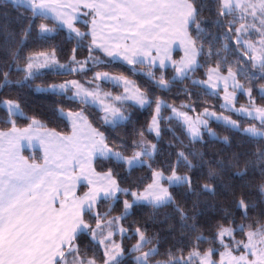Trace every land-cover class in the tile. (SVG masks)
Returning a JSON list of instances; mask_svg holds the SVG:
<instances>
[{
  "label": "trees",
  "instance_id": "16d2710c",
  "mask_svg": "<svg viewBox=\"0 0 264 264\" xmlns=\"http://www.w3.org/2000/svg\"><path fill=\"white\" fill-rule=\"evenodd\" d=\"M193 3L198 15L196 23L188 26V31L198 49L200 64L189 76L181 78L176 73L181 53L178 50L175 51L171 64L166 67L149 63H125L94 48L50 18L45 19L39 14L33 17L27 5L18 6L11 0H0V133L13 126L29 127L36 119L39 126L42 125L41 128L64 135L71 134L72 127L68 119L60 113V109H71L85 111L92 124L104 133L107 145L124 155H132L139 149L133 145L142 137L141 132L143 136L156 141V151L148 158L147 164L129 169L114 157H97L94 161L97 172H111L119 187L129 190L127 195L118 193L116 199L99 200L91 214H84L85 221L92 228L96 227V214L100 215L104 236H107L106 221L123 217L116 221L122 223L127 234L117 232L118 222L110 228L116 231L117 240L124 238L125 256L121 258L122 264H136V253L130 251V246L139 240L137 228L152 240L143 250L158 248L159 254L151 258V264H156L157 261L168 260L169 252L187 259L189 253L197 248L201 254L209 248L215 249L213 254L217 259L226 249L219 240L212 242L221 226L235 229V240L244 241L247 238L245 233L250 230L249 226L255 230L264 225V193L261 192L264 187V164L257 163L258 154L264 152V138H252L241 130L213 123L219 133L218 137L205 133L202 139L193 140L179 120L168 116L170 108L167 106L160 121V137L157 139L148 131L155 102L159 98L180 106L190 105L198 111L207 106L221 109L218 97L193 81L195 76L205 77L213 66L223 71L236 70L242 83L251 88L258 98L264 99L259 94V87L264 85V71L253 63L244 43L236 40V29L244 19L239 17L237 11H226L221 15V0H193ZM252 23L256 27H262L258 18H253V22H249L247 26L249 31L243 30L242 33L246 40L260 37L257 28H250ZM41 24L53 31L41 33ZM197 24L201 29L199 34ZM75 26L86 34V40H90L88 23L77 22ZM13 53L16 54L15 59ZM40 54H49L48 59L53 66L40 70L34 68V74L25 79L28 57H33V63H36V57ZM90 56L92 59H89ZM38 60L37 58V65ZM59 65L68 67L62 69ZM69 68L83 70L69 71ZM103 72L133 80L152 103L141 107L132 102H118L127 119L111 125L104 123L103 111L97 106L80 103L79 100H73L68 92L52 89L53 85L77 79L89 88H97L99 85L104 91L122 93L121 85L94 79L96 73ZM5 73L8 74L7 82L4 80ZM161 76L171 82L170 87L161 88L157 84ZM6 99L19 102L23 114L9 116L3 105ZM181 152L191 161V168L179 158L178 154ZM23 153L29 161L44 162V154L39 149H25ZM173 170L190 176L191 190L186 184L172 186L173 203L160 207H153L150 203H137L125 214L124 201L132 199L131 192L145 189L152 182L154 171L171 174ZM238 172H244V175H237ZM204 185H210L213 192L204 191ZM84 190L83 187L80 191ZM241 199L249 205L246 212L237 207ZM177 209L186 214L189 227H181L185 221L181 220ZM241 225L244 226V232L240 231ZM197 236L205 237V242L197 245ZM224 239L229 248L237 249L231 238ZM75 244L80 248L82 257L94 258L96 264H103L104 248L92 241L89 234H79ZM194 264H199V261H194Z\"/></svg>",
  "mask_w": 264,
  "mask_h": 264
},
{
  "label": "snow or ice",
  "instance_id": "6c2138e0",
  "mask_svg": "<svg viewBox=\"0 0 264 264\" xmlns=\"http://www.w3.org/2000/svg\"><path fill=\"white\" fill-rule=\"evenodd\" d=\"M12 3L18 6L27 5L33 17L39 14L46 19L49 12H55L51 0H12ZM93 7L96 8L98 15H101L99 10L105 7H112L113 11L116 9L121 10L120 14L132 39V47L125 46L124 59L128 63H144V60L140 58L141 55H148L146 49L156 46L150 41L165 39L163 34H167L171 30L180 33L185 38L188 47L186 51L187 59L182 62L181 67L176 68L177 75L184 78L189 73L195 71L198 66L195 41L188 36L187 32L188 26L196 23L198 15V10L194 6L193 0H124L123 3H115L114 0H109L108 5L100 3L93 5ZM234 7H240L237 0H221L220 14L224 15L226 11L231 12ZM252 7L255 8V5H252ZM259 10L261 15L264 16V0H259ZM252 15H256L255 11L252 12ZM54 18L67 25L78 37L86 35L78 29L73 28L70 19H63L59 15ZM92 23L95 28V19ZM261 24H264V19L261 20ZM243 28L244 25H241L240 28L236 29V32L239 33ZM51 31L53 29L48 28L46 25H40L41 33ZM200 31V26L197 24L198 34ZM92 35L94 37L93 43H95V30H93ZM105 51L108 55H113L112 51L108 49H105ZM12 55L15 59L16 54L13 53ZM132 57L135 59H132ZM89 59H92V57L90 56ZM28 60L29 62L25 69L27 73L25 79L34 74L32 71L34 67L48 66L47 61H45L44 65H34L33 57L31 56L28 57ZM161 64L163 66V62ZM59 67L66 68L68 66L59 65ZM259 68L264 71V56L259 60ZM82 70V68H69V71ZM149 75L152 74L149 73ZM229 76H234L231 70H229ZM94 79H111L119 82L121 78L109 77L107 73H96ZM208 79L211 81V75H209ZM4 80L5 82L8 81L7 73L4 74ZM123 82L125 85L128 84L127 80ZM170 83L163 76L157 81V84L161 88L170 87ZM194 83L197 82L194 81ZM199 83H207V81ZM70 86L76 89L72 95L73 100H79L83 104H88L90 100L92 103H100L102 111L105 113L103 117L105 124L115 125L118 121L127 119L119 107L112 104H104L99 99V85H97L96 90L90 91L80 86L77 81H70L58 86L53 85L52 89L55 91L58 88L61 92L67 93ZM210 86L215 87V85ZM233 87L237 90H244V86L238 82H234ZM247 91L250 97L251 89ZM125 92H128L127 87H125ZM105 96L110 97V94L106 93ZM114 99L117 101L133 99L142 107L152 103L147 95L140 92L139 89L132 96H117ZM225 99L227 101L228 97L226 96ZM4 103L6 104L9 116L19 111L18 104L12 101ZM155 103L156 115L153 116L148 131H154L156 136L159 137L158 117L161 107L165 105L159 99ZM172 111L177 116H183L193 139L199 137L198 125L207 126V120L197 118L193 122L186 113H178L175 108ZM237 111L246 112L248 116H252L253 119H258L260 122L259 127L253 124L243 129V131L252 138H264V106L255 107L253 105L252 110L241 108ZM60 113L63 114L64 110L60 109ZM20 114L22 115L23 113L21 112ZM205 115L214 116L215 114L209 113L205 109ZM67 116L69 118H76L73 120V134L69 137L60 138L61 147L59 148V154L55 155L52 159L49 158L46 151L43 164L29 163L19 155V149L16 147V141L23 138V134L29 133L33 125H38L37 121L33 120L32 125L24 129L21 136L15 138L11 136V133H0V139L6 136L9 137V147L7 149L0 143V264H96L94 258L86 259L81 256V250L75 244V240L79 234H89L92 241L104 246L103 264H122L121 256L123 255V249L111 240L114 234L112 231H109L107 236H104L100 215L96 214L95 228H92L83 218L84 214L92 213L93 206L98 200L116 199L118 198L117 193L129 194L128 189L120 188L117 182L111 178V172L105 174L108 177L107 187H93L89 193L85 194L84 198H80L78 201L73 200L70 206L61 202L58 211L52 207V200L55 197L53 196L49 199V192L56 181L58 171H67L69 160L80 165L82 172L85 165H87L88 170L93 174L94 169H91V161L97 156L106 159L114 157L117 161L127 164L129 169H131L137 164H143L145 162L144 157L151 158L156 150V145L151 144L150 146H146L143 142L134 143L133 146L140 150L134 152L131 157H127L121 152L109 148L104 133L91 128L90 125H88L89 135L86 137L88 142L81 143L78 135L79 127L77 121L86 124V118L82 113L68 112ZM216 118L221 119V117ZM223 119L232 127H239L235 121L229 120L227 117H223ZM16 131L15 126H13V132ZM140 135L143 136V132ZM178 155L180 159L186 162L189 168L192 167L191 161L188 160V157L183 152ZM257 163L264 164V152L258 154ZM237 175L242 176L244 172H238ZM160 179H166L170 186L186 184L189 190H191V180L189 177L177 175L175 170L168 177H164L162 173L154 171L153 183L148 185L145 192L139 194L131 192L130 194L134 198L133 201L131 203L128 200L124 201L125 214L132 208L133 203L142 200L152 204L153 207L173 203L172 194L168 191V188L160 186ZM88 183L92 184L93 182L88 180ZM65 190L67 192V186H65ZM204 191L213 192V188L210 185H204ZM261 192L264 193V187L261 188ZM237 207L245 209L246 212L249 205L241 199ZM177 210L180 212L181 220L185 221L181 227H189L186 223L188 219L186 214L182 210ZM122 218L117 217L113 220H107L106 226L111 228L114 226L116 220ZM191 227L192 230H195L194 226ZM249 228L250 230L245 233L247 236L246 243L242 240H235V229L223 226L218 229L212 242L219 240V243L228 249L229 245L225 243L224 238L229 237L235 243L237 249L242 245L245 250L252 251V255L256 256L257 252L253 251V249L256 248L257 241L259 244L264 245V225L255 230H252L251 226ZM119 231L123 234L126 232V229L120 228ZM240 231L244 232L243 225L240 226ZM136 233L139 236V240L133 245L131 250L134 253H139V255L135 256V262L136 264H151V258L159 254L158 248L150 247L148 251H143V248L150 245L152 240L140 228L136 229ZM205 240L206 238L203 236L196 237L197 245L205 242ZM214 251L215 249L209 248L201 254L197 248L189 253L187 259H184L182 256L176 257L173 253L169 252L168 260L163 262L157 261L156 264H194V260H198L199 264H216L215 261L211 260ZM227 254L231 255V252L229 251ZM224 255L225 253H221L222 258ZM68 257H71L70 261ZM233 259L237 260V264H241V262L242 264H264V248L259 250V256L256 260L248 261L245 256L233 257ZM220 264H223V259Z\"/></svg>",
  "mask_w": 264,
  "mask_h": 264
},
{
  "label": "rangeland",
  "instance_id": "374dc122",
  "mask_svg": "<svg viewBox=\"0 0 264 264\" xmlns=\"http://www.w3.org/2000/svg\"><path fill=\"white\" fill-rule=\"evenodd\" d=\"M237 2L240 4V7H234L232 11H237L239 17L244 19V22H242V24H241V25H244V28L239 33H237L236 40L237 41H241V42L244 43V45H245V47L247 49L248 56L252 57V61H253L254 64L259 65L260 58L262 56H264L263 55L264 54V24H261V20L264 19V16L261 15V12L259 10V0H237ZM252 5H255V8H253ZM253 11H255V13H256L255 16L252 15ZM94 15H95L94 11L93 12H88L87 15L84 17L85 20L80 21V22H84V23L88 22L89 23L90 20H91V17L92 16L94 17ZM255 17L258 18V22H260V24L262 25V27H261L262 31H260V29H261L260 27H256L253 23H252V25L250 24V28H257L259 30V32H260V37H258V39H256V40H246L244 38L243 34H242L243 30H248L249 31V28H247V26H249V22H253V18H255ZM241 25L239 26V28L241 27ZM75 29H78V28H75ZM248 31H246V32H248ZM71 32L76 34L74 31H71ZM80 37L83 38L85 40V42H88L94 48H97V46L92 44V42L90 40H86L84 38V36H80ZM179 50L181 51L180 58H179V60H181V61H179L180 63L177 62V64H178L177 68L181 67L182 66V62L187 59L186 51L188 50V47H187V43H186V40H185L184 37H183V50H181V49H179ZM49 57H50L49 54H43V55L40 54L38 57H36V63H34V65L35 64L37 65V58H38L39 59L38 60L39 61L38 65H44L45 61H47L48 66H41V67H34V68H36L37 70H40V69H42L44 67L53 66V63H51L50 60L48 59ZM142 58H150V57L146 56V57H142ZM42 59H44V60H42ZM196 61H197V65H199L200 64V58H199L198 49H197V54H196ZM62 69H64V68H62ZM229 70H231V72L234 74V76H229ZM229 70L223 71L219 67L213 66V67L209 68V70H208V72H207L205 77H203V76H195L193 78V81L197 82V84H200L202 87H204L210 94H213L214 96L218 97L219 105H220L221 109H218V108H215V107H211V106H207L203 110L198 111V110L193 109L190 105H187V107L180 106V105L168 102L167 100H165L163 98H159V100L162 101L163 104L165 105V106L161 107V111H160V114H159V117H158L160 135H161V123H160V121H161V118H162V115H163V110H164V108L166 106L170 108L168 116L179 120L185 126V128H186L189 136L191 137V139H193V137L190 135V133L188 131V125L185 122L183 116H177L175 113H173L172 109L175 108L178 113H186L187 116L190 117L193 122H195L197 120V118H199L200 120H207V126L206 127L204 125H202V124L198 125V127H199V137L196 138V139H193V140L202 139L204 137L205 133L208 134L211 137H218L219 133L215 129V127L213 126V123H222V124H225L227 126L232 127L229 123H226L224 121L223 117H227V118H229V120L235 121L236 124L239 127H232V128L241 130L242 132H244L243 129L248 128L249 126H251L253 124H255L257 127H259L260 122H259L258 119H253V117L252 116H248L246 112H239L237 110L241 109V108L252 110L253 105L255 107L264 106V99L258 98V95L256 93H254L251 88L247 87L246 85H244L242 83V81L240 80L236 70H234V69H229ZM103 73H107V72H103ZM107 74H108L109 77H119L121 79H120L119 82H117L115 80H111V79H108V80L100 79V80L111 81V82H113L115 84L121 85V87L123 88V91L120 94H115L112 91H104L101 88H99V99L102 100L104 102V104H112V105H114L116 107H119L120 109H121V107L119 106L118 102H132L134 104H137L135 102V100H133V99H123V100H120V101H117V100L114 99L117 96H122V97L123 96H132L133 94L136 93L137 89H139L140 92H143L133 82V80H131V79L127 78V77L119 76V75H114V74H110V73H107ZM189 75H190V73L188 74V76ZM209 75H211V77H212L211 81H209V79H208ZM124 80L128 81L127 85L124 84V82H123ZM70 81H77L80 86H82L83 88L88 89L90 91H93V90L97 89V88H89V87L85 86L83 83H81L80 81H78L77 79H72V80H69L67 82H70ZM203 81H207V83H199V82H203ZM234 82H238L239 84L243 85L244 86V90L234 89V87H233ZM65 83H63V84H65ZM210 85H215V87H211ZM125 87L128 88V92H125ZM248 89H251V96L250 97L248 95V91H247ZM75 90L76 89L74 87L70 86L68 94L72 96L73 92ZM56 91H60V90L57 88ZM106 93L110 94V97L105 96ZM259 94L262 95V97H264V85L259 87ZM226 96L228 97L227 101L225 99ZM7 101H12V102H14V103L19 105V111L18 112H14L13 114H20L22 112V109H21V106H20L19 102H17L14 99H6L4 102H7ZM4 102H3V105L6 107V104ZM89 103L97 106L99 109L102 110L101 105H100L99 102L92 103L91 100H90ZM137 105H139V104H137ZM146 106L147 105H145L143 107H146ZM155 109H156V106H155ZM205 109H207L209 113H214L215 115L214 116L205 115ZM63 110H64L63 115L68 119V121H69V123H70V125L72 127V133L71 134H73V120L76 119V118L75 117L69 118L67 116L68 112L82 113V115L86 118V124H83L80 121H77V124H78V127H79L78 134H89L88 125H90L91 128H94L97 131H99L92 124V122L89 119L88 114L85 111H83V110H71V109H63ZM121 112L123 113L122 109H121ZM104 115H105V113L103 112V117H104ZM154 115H156V111L155 110H154L153 116ZM253 115H255V113H253ZM216 117H221V119H217ZM152 119H153V117H152ZM152 119L150 121V124L152 123ZM34 120L39 123L38 120H36V119H34ZM124 121H126V119L125 120H120L116 124L122 123ZM150 124H149V126H150ZM151 133L157 139L160 137V135H159V137H157L156 133L154 131L151 132ZM140 142H143L146 146H150L151 144H155L156 145V141H152L151 139H149V137H147L145 135L142 136L138 140V143H140ZM139 150L140 149H137V151H139ZM114 151H118V150H114ZM154 153H153V155H154ZM44 155H45V153H44ZM132 155H129V156L125 155V156L131 157ZM143 159L145 161L143 164L149 163V159L147 157H144ZM143 164H137L135 166L143 165ZM126 166L128 167L127 164H126ZM155 172L162 173L164 177H168V176L172 175V173L171 174H166L163 171H155ZM176 174L180 175V176H187V177L190 178V176L188 174H180V173H177V172H176ZM92 178L89 177L88 180H91L93 183H96L97 180H92ZM152 183H153V180H152V182L150 184H152ZM159 184H160L161 187L168 188V191L171 194H172L171 187L172 186H176V185H171L170 186L166 179H160L159 180ZM147 187L145 189H147ZM145 189H143L141 191H138L137 193L138 194L139 193H143V192H145ZM117 196H118V193H117ZM172 196H173V194H172ZM133 199L134 198L132 197V199H130L128 201L131 203L133 201ZM137 203H148V202L142 200V201H139ZM137 203H133V204H137ZM116 222H118V224H117V226H118L117 232L121 233L119 231V229L120 228L125 229V227L122 225V223L120 221H116ZM101 226H103V225L101 224ZM109 231H112V230H110V228L108 227L107 228V234H108ZM112 232L114 234L112 235L111 240L114 241L116 245H119L121 249H123V255L121 256V258H123L125 256V252H124V248H123V241H124L123 239L124 238L122 237L120 240H117L116 237H115V232L116 231H112ZM124 234H127V231L124 232L123 235ZM244 242L245 243L247 242V238L244 240ZM135 244H132L130 246V251L132 250L133 245H135ZM103 248H104V246H103ZM261 248H264V245L259 244L258 241H257L256 248L253 249V251L257 252L256 256L252 255V251L245 250L243 248V246L241 245L239 247V249L233 250L231 248H228V249L223 250L221 252V253H225L223 258L221 257V253H220L219 258H217V259L214 257V254H212L211 260L215 261L216 264H220L222 259H223V264H237V260L233 259V257H237L238 258L240 256H245L248 261H253V260H256L258 258L259 250ZM148 249L147 250H143V251H148ZM229 251L231 252V255L227 254ZM136 255H139V253H136ZM135 256H134V258H135ZM194 261H198V260H194ZM241 264H242V262H241Z\"/></svg>",
  "mask_w": 264,
  "mask_h": 264
},
{
  "label": "crops",
  "instance_id": "0c3cea01",
  "mask_svg": "<svg viewBox=\"0 0 264 264\" xmlns=\"http://www.w3.org/2000/svg\"><path fill=\"white\" fill-rule=\"evenodd\" d=\"M114 2L123 3L124 0H114ZM51 3L52 7L55 9V12H49L47 17L70 31L72 30L69 29L67 25L63 24L60 20L55 19L54 17L59 15L63 19H70L73 28H76L75 25L77 22L85 20L84 17L87 15V13L94 11V17L92 16L90 22H87L89 24L88 34L90 35V41L92 44L97 46L99 50L105 53H107L105 49L112 51L113 55L110 56L114 59L128 63V61L124 59L125 46L131 48L132 39L130 37V32L125 27L123 17L120 14L121 10L116 9L113 11L112 7H105L99 10L101 15H98L96 8L93 7V5H98L100 3L108 5L109 0H51ZM94 19L96 21L95 28L92 23ZM93 30H95V43H93ZM187 32L188 36H190L188 29ZM163 35L165 36V39L163 40L156 39L155 41H150L156 46L146 49L148 52V55L146 56L150 58H142L146 56L141 55L140 58L144 60V63L166 67L173 60L175 51H180L179 49L183 50V36L180 33L170 30L169 33ZM132 59L135 58L132 57ZM161 62H163V66ZM15 128L17 130L16 132H13L12 128L2 131L1 133H11V136L15 138L21 136L23 134V130L29 127ZM78 135L80 137L81 143L88 142L86 137L89 134ZM69 136H72V134L64 135L53 130L44 129L41 128L38 123V125L32 126V129L29 133L23 134V138L16 141V147L19 149V155L21 157L26 159L29 163H35L29 161L24 156L23 151L25 149H39L43 152V154L47 151L49 158L52 159L55 155L59 154V148L61 147L60 138ZM0 143H2L4 148L7 149L9 147V137L6 136L0 139ZM97 157H94L91 161V169H94V174L88 170L87 165H85V168L82 172L80 165L71 160L68 162L67 171H58L56 181L49 192V199H51L53 196L55 197V199L52 200V207L54 209L58 211L60 209L61 202H64L70 206L73 200L78 201L80 198H84L85 194L89 193L93 187L108 186V177L105 175L106 173L97 172L95 169L94 161ZM37 164H43V162ZM89 177H93L92 180H97V182L89 184ZM111 178L116 181L112 174ZM65 186H67V192L65 190ZM83 187L85 190L81 192L80 190Z\"/></svg>",
  "mask_w": 264,
  "mask_h": 264
}]
</instances>
